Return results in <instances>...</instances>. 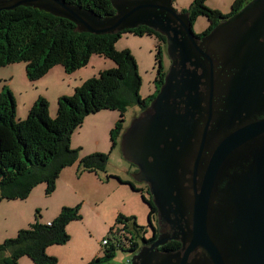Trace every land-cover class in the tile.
Returning <instances> with one entry per match:
<instances>
[{"label":"water","instance_id":"obj_1","mask_svg":"<svg viewBox=\"0 0 264 264\" xmlns=\"http://www.w3.org/2000/svg\"><path fill=\"white\" fill-rule=\"evenodd\" d=\"M110 2L115 13L104 19L59 0H0V11L37 8L94 35L145 26L165 37L170 66L148 108L122 132L120 149L137 169L135 180L148 186L158 219L172 229L127 264H264V138L247 147L246 171L218 194L225 118L245 100L264 98V0H250L199 38L172 0ZM214 97L225 104L215 106ZM170 240L180 249L159 250Z\"/></svg>","mask_w":264,"mask_h":264},{"label":"trees","instance_id":"obj_2","mask_svg":"<svg viewBox=\"0 0 264 264\" xmlns=\"http://www.w3.org/2000/svg\"><path fill=\"white\" fill-rule=\"evenodd\" d=\"M59 1L100 19L111 17L115 13L110 0ZM249 1L234 0L230 12L222 14L208 8L206 0H192L187 9L180 12L188 15L191 27L197 17L207 19L208 28L201 35H195L199 38L216 24L238 12ZM123 33L153 36L165 48V37L145 26L114 34L94 35L78 32L76 25L70 20L37 8L20 6L0 11V67L24 63L29 81L42 78L58 65L63 68L64 73H74L86 67L93 55L109 59L115 65L111 69L100 71L97 77L83 81L74 88L72 95L58 97L55 118L49 116L48 102L38 97L26 118L17 120L14 97L3 88L0 92V202L25 200L32 189L42 183L46 186L45 193H52L60 172L77 163L78 173L100 174L104 180L115 178L139 192L142 201L149 208L148 224L154 228L152 225L156 221V210L150 201L146 185L143 189L137 188L130 181L106 174V154L95 152L79 157L80 148L72 149L70 146L73 131L82 125L85 117L103 110H115L119 112L120 118L109 133L110 145L114 149L125 130V114L135 107L140 115L158 93L166 73L160 65V46L156 55L159 67L154 79L155 91L140 98L141 80L134 57L126 49L117 51L114 48L115 42ZM134 168L136 169L135 166ZM80 218L78 205L65 206L49 225L38 221L31 223L28 228L19 230L14 238L0 243V264H18L21 257L29 258L32 264H56V258L47 255L46 248L67 243L69 236L66 226ZM119 219L125 223L118 234L128 246L129 252L135 254L142 246L153 241L152 238L144 237V230L137 225L134 217L119 215L116 221ZM179 247V243L170 242L159 250L173 252ZM113 252L112 246L106 250L105 255L87 264H106L105 261Z\"/></svg>","mask_w":264,"mask_h":264},{"label":"rangeland","instance_id":"obj_3","mask_svg":"<svg viewBox=\"0 0 264 264\" xmlns=\"http://www.w3.org/2000/svg\"><path fill=\"white\" fill-rule=\"evenodd\" d=\"M197 18L205 20L203 17ZM196 19L192 30L195 35H201L206 28L202 21H196ZM158 46L161 52L160 65L167 71L170 66L169 57L166 49L163 45H159L155 37L123 33L114 44L115 50H128L136 61L141 80L140 98H145L155 91L154 79L159 67L156 59ZM114 66L111 60L93 55L85 68L74 73L66 74L58 65L42 78L29 81L26 78L24 63L11 64L0 67V92L5 88V91L12 93L16 104L17 120L26 118L28 109L38 97L48 102L49 116L55 118L58 96L72 95L73 88L79 86L85 79L97 77L100 71ZM100 114L105 117L96 121L91 119ZM119 115V112L115 110H103L88 115L84 118L82 125L73 131L70 146L72 149L80 148L79 156L82 149L83 153L89 152L86 155L95 152L106 154V174L130 181L135 187L143 189L144 184L136 181L133 176L134 166L122 157L120 140L114 149L110 145L109 133L119 120ZM138 116L139 111L135 107L129 109L124 116L125 129ZM64 185L59 183L57 178L55 189L50 194L45 193L46 186L42 183L34 187L25 200H2L0 202V243L5 239L14 238L19 230L28 228L35 221L45 223L46 219L50 220L51 217L54 219L59 213L57 211H60L62 207L78 205L81 218L66 226L68 242L64 245H52L50 249L56 255L53 256L57 260L56 264H87L91 259H95L96 254H100L99 257L105 255L106 250L112 246L114 247L113 255L105 263L127 264L134 253L129 252L128 246L118 234L125 223L122 219L116 221L118 216L134 217L137 225L143 228L146 239L152 234V228L148 224L149 208L142 201L140 193L133 191L127 184H120L115 178L107 180L102 185L96 184V187H90L87 190H77ZM103 241H108V244L103 246ZM18 264H32V262L29 258L23 257Z\"/></svg>","mask_w":264,"mask_h":264},{"label":"flooded vegetation","instance_id":"obj_4","mask_svg":"<svg viewBox=\"0 0 264 264\" xmlns=\"http://www.w3.org/2000/svg\"><path fill=\"white\" fill-rule=\"evenodd\" d=\"M200 90L204 91V88H200ZM213 103L215 106H220L221 104L222 105L225 104L222 97L220 98L214 97ZM227 116L224 122L225 123L224 134L221 137V139L225 140V142L228 145L227 146L228 153L226 156V163H225L227 168H225L224 177L218 186V190H219L218 194H220L222 188L227 184V182L233 180L234 178H239L240 175L246 171V168L251 160L249 152L246 150L247 147H249L250 149L254 144H256V142H259L262 138H264V134H263V136L261 135L260 138L253 139V135H254L253 133L259 130H264L261 125L264 122V98L260 97L258 99L245 100L244 103H242V107L239 112L229 115L227 114ZM136 173H137V169H135V171L133 172V176H135ZM189 177L190 176L187 175L185 179L188 180ZM184 186L186 187L187 183H184ZM149 196H150V201L152 203V197L150 194ZM155 217H156V221L152 225L154 228L150 236V238H152L153 241L157 239L159 234L162 235L170 234L172 229L169 223L163 222L162 220L158 219L157 210ZM180 226L183 227L182 221H180ZM170 242H177L180 244L181 247V242L177 240L167 241L164 245ZM163 246L159 247V249L162 248ZM197 253H199V251H197L196 253H192L190 257H194ZM254 264H258V262Z\"/></svg>","mask_w":264,"mask_h":264},{"label":"crops","instance_id":"obj_5","mask_svg":"<svg viewBox=\"0 0 264 264\" xmlns=\"http://www.w3.org/2000/svg\"><path fill=\"white\" fill-rule=\"evenodd\" d=\"M174 1H175L174 2V9L177 12H180L181 10L187 9V7L189 6L190 2H192V0H174ZM233 1L234 0H206V6L208 8H210V9L217 10V11H219L222 14H228L230 12V10H231V5H232ZM204 19L205 20L197 18L196 21H202L204 28L207 29L208 26H209V22L207 21L206 18H204ZM91 58H90V60H91ZM54 67H56V66H54ZM75 87H77V86H75ZM74 88H73V90H74ZM60 96H62V95H60ZM60 96H58V97H60ZM31 106H32V104H31ZM102 116H103V114H100L99 116H93V118H91V119H94V121L101 120V119H103L105 117V116H103V117ZM94 150L98 151V149H94ZM88 153L89 152L83 153V149H82V153H80L79 157H83V156H85ZM109 179H112V178H109ZM109 179H107V180H109ZM107 180L102 179L100 174L89 173V172L78 173L76 164H73V165H71L69 167L64 168L60 172V174L58 176L59 183H62L63 185L65 184L68 188L72 187L73 189H77V190H87L90 187H96L95 186L96 184L102 185L103 183L107 182ZM122 180H124V179H122ZM124 181H126V180H124ZM87 184H89V187H87ZM120 184H122V183H120ZM57 212H59V211H57ZM51 220H53L52 217H51L50 220L46 219L45 224L49 223ZM51 247H53V246H50V247L46 248V251H45L46 254L49 255V256H56L52 252V250H50V249H52ZM99 255L96 254L95 258H98ZM22 259H23V257H21L19 259L18 263H20V261Z\"/></svg>","mask_w":264,"mask_h":264},{"label":"built area","instance_id":"obj_6","mask_svg":"<svg viewBox=\"0 0 264 264\" xmlns=\"http://www.w3.org/2000/svg\"><path fill=\"white\" fill-rule=\"evenodd\" d=\"M48 225H49V223H48ZM106 244H107L106 241H103V242H102V245H103V246H105Z\"/></svg>","mask_w":264,"mask_h":264},{"label":"bare ground","instance_id":"obj_7","mask_svg":"<svg viewBox=\"0 0 264 264\" xmlns=\"http://www.w3.org/2000/svg\"><path fill=\"white\" fill-rule=\"evenodd\" d=\"M229 115V114H228ZM227 117H229V116H227ZM233 118V117H232ZM250 130V129H249ZM235 132V131H234ZM245 132V131H244ZM254 134V133H253ZM236 137V136H235ZM242 138V137H241ZM236 140V139H235ZM236 154V153H235ZM232 162V161H231ZM229 163V162H228ZM228 166V165H227ZM227 168V167H226Z\"/></svg>","mask_w":264,"mask_h":264}]
</instances>
